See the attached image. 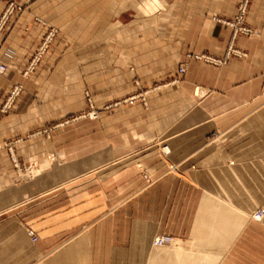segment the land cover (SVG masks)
<instances>
[{
  "label": "crops",
  "instance_id": "1",
  "mask_svg": "<svg viewBox=\"0 0 264 264\" xmlns=\"http://www.w3.org/2000/svg\"><path fill=\"white\" fill-rule=\"evenodd\" d=\"M242 1L0 0V21L21 7L0 23V106L24 87L0 108V264H264V216L251 217L264 209V0H247L254 34L232 39L222 20ZM230 42L244 56L189 61L172 82L188 52ZM85 87L99 116L44 132L84 108ZM15 136L37 167L24 181ZM161 233L176 245L153 246Z\"/></svg>",
  "mask_w": 264,
  "mask_h": 264
},
{
  "label": "built area",
  "instance_id": "2",
  "mask_svg": "<svg viewBox=\"0 0 264 264\" xmlns=\"http://www.w3.org/2000/svg\"><path fill=\"white\" fill-rule=\"evenodd\" d=\"M13 10L14 11L21 10V7L18 5H15L13 2H10L7 8L5 9L4 13L1 15L0 23H3L7 19V17L13 12ZM246 10H247V0H243L242 2L238 4L237 10L233 18L228 21H225V23L232 28V31H233L232 39H234L239 34H243L246 36H252L255 32V30L246 23ZM54 35H55L54 29H50L45 34L43 41L40 45V48L38 50L39 52L47 48L48 44L53 40ZM231 56H237V57L244 56V53L238 50L237 48H235L232 42H230L224 54L221 56L208 53V52H188L186 54L187 60L178 66L176 75L175 77L172 78V82H177L179 80V75L185 73L186 64L189 61H200L202 63H206L209 65L221 67L223 65H226V63L228 62ZM37 58L38 57L35 55L31 64H34ZM6 69H7V64L5 62L0 61V73H3ZM16 91H17V88H14L11 94L13 95ZM142 97H143L142 93H137V94L127 97L125 101L129 103H133L134 100H136L137 98H142ZM93 114L94 113H92V115ZM162 152L163 154L168 153V149L166 145L162 146ZM144 176L146 177V175ZM263 216H264L263 208H259L251 214V217L255 220H261ZM26 232L32 241H36L38 239L37 234L32 229L27 228ZM175 240L176 238L173 235L161 233L153 237L152 244L154 246L171 245L175 243Z\"/></svg>",
  "mask_w": 264,
  "mask_h": 264
},
{
  "label": "rangeland",
  "instance_id": "3",
  "mask_svg": "<svg viewBox=\"0 0 264 264\" xmlns=\"http://www.w3.org/2000/svg\"><path fill=\"white\" fill-rule=\"evenodd\" d=\"M14 12L15 11L13 10V12L11 14H13ZM232 18L223 19L222 21L225 22V21H228V20H230ZM42 41H43V39L41 40L40 44L37 46V48L34 51L32 57L30 58L28 64L26 65V67L22 71V75H23L24 78H28V77L34 75L37 67L39 66V64H40L43 56L46 53V49L47 48H45L44 50H42L40 52L38 51L39 48H40V45H41ZM35 55L38 58H37V60L35 61L34 64H31V62H32V60H33V58H34ZM2 62H4V61H2ZM14 88H17V91L12 95L11 92H12V90ZM23 92H24L23 85H21L20 83L14 84L12 87H10L7 90L6 94L4 95L0 108L4 112L10 111L13 108L15 102L21 97V95L23 94ZM86 93H87V95H86ZM139 93H142L143 94V92H139ZM82 97H83V101H84V108L81 111L73 114L70 117H67L64 121H62L60 123H56L54 121L53 122L51 121L48 124L47 123H44L43 127H46V129L44 130V132H47L49 129H51V127H59L61 125H64L66 122H67V125H68V124H70L68 122H70L72 120H75V119H80V118L95 119V118H97L99 116V112H98V109H96V107L94 105L91 89L88 88V87H85L82 90ZM141 99L144 100V97H142ZM92 113H94V114L92 115ZM22 140H23V137L22 136L12 137L7 142L6 149H7L8 153H9L10 161H11L12 167H13L15 173H16L17 179L24 181V180L30 179L32 177V175H33L32 173L34 172V170L37 167H35V165H34L35 163L34 162H26V163H23L19 159V157L17 156V154L15 152V145L18 144L19 142H21ZM162 146L163 145H161L159 147V151H160L161 154H163V152H162ZM47 158H48L49 161L53 162L56 159V153L55 152L49 153L47 155ZM173 245H176V240H175V243H173Z\"/></svg>",
  "mask_w": 264,
  "mask_h": 264
},
{
  "label": "bare ground",
  "instance_id": "4",
  "mask_svg": "<svg viewBox=\"0 0 264 264\" xmlns=\"http://www.w3.org/2000/svg\"><path fill=\"white\" fill-rule=\"evenodd\" d=\"M153 240V239H152ZM153 245V244H152ZM154 246V245H153Z\"/></svg>",
  "mask_w": 264,
  "mask_h": 264
}]
</instances>
